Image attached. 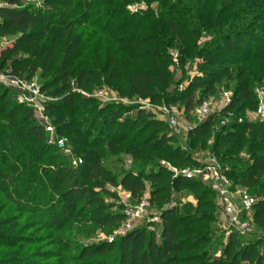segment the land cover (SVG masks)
<instances>
[{"label":"trees","instance_id":"1","mask_svg":"<svg viewBox=\"0 0 264 264\" xmlns=\"http://www.w3.org/2000/svg\"><path fill=\"white\" fill-rule=\"evenodd\" d=\"M42 3L0 0V38L13 39L0 52V71L39 77L42 93L54 99L45 112L56 134L68 138L83 163L73 167L33 110L0 84V264H39L32 258L45 264H264V122L245 117L257 108L256 85H264V0ZM134 3L147 10L129 11ZM201 39L207 40L199 44ZM171 49L183 73L186 64L197 68L181 88L169 69ZM73 81L86 92L110 87L186 114L233 84L219 113L233 119L212 132V114L189 131L188 140L190 149L217 156L232 186L256 199L254 232L233 231L225 242L222 235L213 237V190L173 178L160 165L194 163L175 145L177 136L144 110L129 115L130 108L83 97L73 91ZM123 155L130 157L127 169ZM147 184L150 203L160 212L157 229L141 226L111 244L80 245L72 237L74 228L110 233L120 226L122 212H110L105 201L115 197L109 187H121L138 201ZM182 190L195 203L172 206ZM31 230L42 235L23 234ZM37 242L50 249L31 251Z\"/></svg>","mask_w":264,"mask_h":264},{"label":"rangeland","instance_id":"2","mask_svg":"<svg viewBox=\"0 0 264 264\" xmlns=\"http://www.w3.org/2000/svg\"><path fill=\"white\" fill-rule=\"evenodd\" d=\"M22 2L24 5H33L36 7H40L43 4L42 0H22ZM152 8L155 9L156 6L152 5ZM128 10L131 12H138V11L145 12L147 10V6L143 3H136V4L134 3V4H131L130 6H128ZM12 40L13 39L10 37L0 38V52H1V50L6 48L7 46H10L12 43ZM206 40L207 39H201L199 44L205 42ZM174 54H176V62L174 60V56H173ZM168 55L170 56V58L172 60V65L169 66V69H170L171 73L173 74V79L175 81L179 82V88H181L182 85H185L186 77L193 76L197 73V68L190 66L189 64H186V65H184V73H183L181 71V66L179 65V62H178L177 50L176 49L169 50ZM8 71H9L8 68L3 70V71H0V76L9 74ZM32 79H34L41 86V80L39 79L38 76H34ZM233 87H234L233 84H231L228 89H224V87H219L220 91L217 93V95L206 97L204 99V101L211 104L212 114H215L217 116L213 125H212V128H211L212 132H216L217 129L219 128V126L227 124L230 122L231 119H233V116L231 114L219 116V113L226 107V106L225 107L222 106V101L224 99L223 95H224V93H228L229 96L231 97L232 92H233ZM72 88H73L74 92H77L86 98H93V99L97 100L101 105L113 104V105H121L122 107L130 108L131 111L129 112V115L134 113V111L137 109L144 110V109H140V108L143 107V103H147V100L149 102H151L149 99H142L139 97L128 98V97L121 96L114 89H112L110 87L107 88L105 86H103L102 88L94 89L91 92H86L82 89L76 88V85L73 81L72 82ZM10 89L13 90L12 88H10ZM102 91L107 93L108 97L106 99H99L95 96L98 92H102ZM257 93L264 96V85L263 84L260 83V84L256 85V87H255L256 98H257ZM43 96L45 99H48L49 101L54 100L53 98L46 96L44 93H43ZM152 104H154L158 107H160L162 105H167L164 102L159 103V104L158 103H152ZM168 106L172 107L173 114H174V116L178 122V128L177 129L169 127L167 125V123L160 118L157 110L148 108L144 111H146V113L152 119L155 118L157 120L163 121L167 125L168 129L177 136L178 140H177V143L175 145H178L183 150L188 151L190 153L191 159L194 163L189 164L188 166L178 167V166L172 165L168 161H165V160H162V161L166 162L172 168H177L178 170L192 171V175L194 178L193 179H186V180L199 181L203 185H205V186L207 185L210 187V185H208V183L203 179L202 175L197 173L196 170L198 168L203 169L204 165L208 164V163L213 165L214 162L211 160L212 157H214L216 159L217 164L221 165V163L219 162L217 156L212 154L208 149H198V148L190 149L189 140H188V134H189L188 128L193 126V125L199 124L198 120L193 116L192 112H190L189 114H186V113H184L183 108H179L176 105L175 106L168 105ZM256 109L254 111H247L245 113V117H247V119H249L251 121H258V119L256 117ZM49 122L51 123L50 119H49ZM48 138H49V136H48ZM212 140H213L212 138L209 139L208 144H211ZM67 158L69 159L70 164L73 166L72 157L67 156ZM73 158H81V157L75 155L73 152ZM122 159L124 160V168L127 169L130 166V157L123 155ZM162 161H160V165H161ZM82 163H83V159H82ZM163 168L166 169L167 171H169L171 176L173 177V173L169 170L170 168H167V167H163ZM146 187H147V189H146L145 193L143 194V196L138 201L132 200L130 193H128L126 190L122 189L121 187H109V190H111L113 193H115V197L106 198L105 201L107 204L112 205L111 209L109 210L110 212H113V213L119 212V211L122 212L124 219L121 222L120 226L117 227L116 229H113V231L110 233L101 231L100 229L96 230L93 233L92 232L88 233L87 232L89 230L88 228L82 227V229H80V230H77L76 228H74V230L72 232L73 233L72 237H74L75 241H77L78 244H80V245L99 244L101 242H107V243L111 244L115 240L119 239L122 236H125L127 233H129L132 230L137 229L141 226H147V228L151 229V230L157 229V226L161 223L160 212H159L158 208L154 207L150 203V195L148 192L149 184H147ZM240 189H242V188L239 186L234 187V186H232V183H231L230 190L232 192H235V191L240 190ZM233 196H234L233 197L234 201L237 202L239 200L238 196L235 195V193L233 194ZM141 200H146L149 203V207H148L149 218L147 217L141 221H138V222L134 223V225L131 228H127L126 227V221L127 220L125 217V212L129 209H133V207L138 205ZM216 201H217V196L215 195L214 196V204H215L214 213H215L216 220L214 222V227H215L216 234L213 237H217L219 235H222L223 236L222 241L225 242L227 234H229L233 231L234 232H237V231L231 227H228V225L224 221L225 218L223 217V215L220 213V211L217 208ZM178 202L179 203H186V202L195 203V201L193 200L192 193H189L186 190L179 191L173 195L172 206ZM252 214H253V211H252ZM241 221L246 222L248 224V228L246 229V231L244 233H240V232H238V233H240L241 235H248V234L254 232L252 215H249V216L244 215L241 218ZM23 234L25 236L26 235H32L33 237L42 235V233H38L37 235H34L32 230L28 231V232H24ZM215 248H217V247H215ZM48 249H50V248L45 246L43 244V242H41V243L37 242L35 244V246L33 245L31 247V251L37 250L39 252L47 251ZM219 250H220V248L218 249L217 256L219 255ZM259 254L264 256V242L259 247ZM32 259H33V261H35L39 264H45L46 263L45 261H40V259L42 260V258H32ZM49 261L53 262V260H49ZM243 264H250V263H243ZM254 264H256V263H254Z\"/></svg>","mask_w":264,"mask_h":264},{"label":"built area","instance_id":"3","mask_svg":"<svg viewBox=\"0 0 264 264\" xmlns=\"http://www.w3.org/2000/svg\"><path fill=\"white\" fill-rule=\"evenodd\" d=\"M173 56L176 62V54ZM0 84L12 88L15 91V99L18 103L25 104L33 110L38 121L43 125L45 133L49 136V141L55 144L62 155L72 157L73 167L82 164L81 158H73V150L69 140L66 137L58 136L55 132V127L49 122V117L45 112V104L49 102V100L44 98L41 86L34 79L31 78L28 80L15 75L6 74L0 76ZM95 96L99 99H106L108 97L107 93L103 91L98 92ZM223 97L222 106L225 107L230 102V96L228 93H224ZM257 101L256 117L259 121L264 122V96L257 93ZM148 108L157 110L160 118L165 121L169 127L178 128V122L173 114L171 106L162 105L158 107L147 100V103H143V107L140 109L146 110ZM192 114L198 120L199 124L206 121L209 116L212 115L211 104L203 101L194 108ZM195 126L196 125L189 127L188 132ZM211 160L214 162L213 165L209 163L205 164L203 169L198 168L196 172L202 175L203 179L210 185V188L217 196V208L225 218L224 221L228 227L235 229L237 232L244 233L248 228V224L241 221V218L244 215H252L256 199L249 196L244 189L232 192L230 190L231 182L226 176L222 166L217 164L214 157H212ZM161 165L170 168L169 170L173 173V178H194L192 171L172 168L164 161L161 162ZM234 193L239 198L237 202L233 199ZM148 207V201L141 200L133 209L127 210L125 212L127 220L126 227L131 228L134 223L147 217L149 218Z\"/></svg>","mask_w":264,"mask_h":264}]
</instances>
